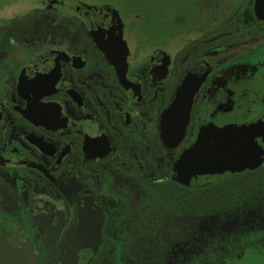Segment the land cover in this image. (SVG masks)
<instances>
[{
	"label": "flooded vegetation",
	"instance_id": "1",
	"mask_svg": "<svg viewBox=\"0 0 264 264\" xmlns=\"http://www.w3.org/2000/svg\"><path fill=\"white\" fill-rule=\"evenodd\" d=\"M153 1L0 0V264H264V0Z\"/></svg>",
	"mask_w": 264,
	"mask_h": 264
},
{
	"label": "rangeland",
	"instance_id": "2",
	"mask_svg": "<svg viewBox=\"0 0 264 264\" xmlns=\"http://www.w3.org/2000/svg\"><path fill=\"white\" fill-rule=\"evenodd\" d=\"M158 1V0H157ZM157 1H153V3L158 4ZM193 0H166V10L170 11V15L171 18L173 19L174 16H177L181 13H183L184 11H186L189 6L192 4ZM161 4V3H159ZM150 14V13H148ZM152 15L150 14L147 18L148 21H153L154 19H152ZM158 17H160L158 19V21L160 22H164V16H162L161 14L158 15Z\"/></svg>",
	"mask_w": 264,
	"mask_h": 264
}]
</instances>
